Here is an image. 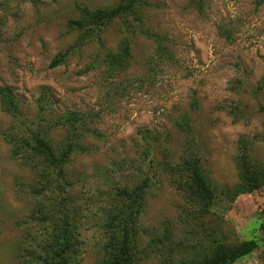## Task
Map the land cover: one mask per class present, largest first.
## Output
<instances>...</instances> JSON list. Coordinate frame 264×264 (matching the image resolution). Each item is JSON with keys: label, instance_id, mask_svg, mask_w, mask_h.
Here are the masks:
<instances>
[{"label": "rangeland", "instance_id": "374dc122", "mask_svg": "<svg viewBox=\"0 0 264 264\" xmlns=\"http://www.w3.org/2000/svg\"><path fill=\"white\" fill-rule=\"evenodd\" d=\"M119 0H0V87L15 88L28 124L68 111L89 114L96 130L67 166L76 203L89 217L83 226L82 263L95 264L106 242L103 222L117 187L148 179L138 264H193L218 241L257 239L259 248L234 264H264V185L236 194L241 160L249 155L264 170V4L257 0H149L145 26L166 53L122 18L92 43L54 57L78 39L69 18L79 4L112 7ZM131 34L132 57L124 69L103 62ZM14 120L0 107V131ZM64 128L50 132L56 144ZM216 193L204 212L172 166L192 157ZM13 153L0 135V264H33L52 230L53 196L47 181ZM177 174V173H176ZM62 193V192H61Z\"/></svg>", "mask_w": 264, "mask_h": 264}, {"label": "trees", "instance_id": "16d2710c", "mask_svg": "<svg viewBox=\"0 0 264 264\" xmlns=\"http://www.w3.org/2000/svg\"><path fill=\"white\" fill-rule=\"evenodd\" d=\"M264 4V0H257ZM201 4L202 0H193ZM149 0H119L112 7L91 8L79 4V16L69 18V29L79 32L78 39L65 50L60 51L52 60L50 66L64 63L69 55L83 46L98 43L104 44L103 33L117 18H122L124 27L131 33L139 28L144 34L151 36L158 43L161 52L165 54V46L159 35L154 34L145 26V5ZM131 34L125 38L117 51H108L103 56V62L112 71L124 69L125 60L132 57ZM49 101L45 96L39 99V118L28 124L20 107L15 88L11 85L0 87L1 110L12 117L14 124L11 129L0 131V135L13 147L15 156L24 164L33 167L47 177L49 184L57 183L62 187L59 194L53 196L54 208L51 211L53 224L41 251L33 264H83L82 235L83 226L88 221L87 213L76 203L71 188L73 180L68 179L67 166L71 157L77 151H89L83 140L90 134H95L88 123L89 114L79 111H68L54 117L44 116ZM264 112V105L260 107ZM64 128L66 135L60 144H56L50 136L54 128ZM172 166L175 170V181L182 185L186 182L192 197L204 212H209L215 202L216 193L213 185L204 176L199 165V158L192 157L188 165ZM177 173V174H176ZM264 185V170L260 169L249 155H243L241 160V183L236 188V196L241 193L253 192ZM148 179L133 187H117L111 195V209L102 224L106 242L101 247L100 259L95 264H138V249L141 231L144 230L142 217L145 211ZM62 192V193H61ZM264 228V221L262 223ZM259 248L257 239H247L236 244L218 241L209 252L193 264H234L243 257Z\"/></svg>", "mask_w": 264, "mask_h": 264}]
</instances>
